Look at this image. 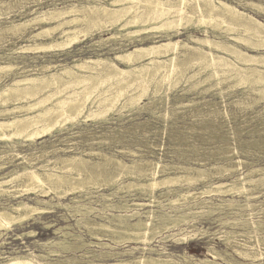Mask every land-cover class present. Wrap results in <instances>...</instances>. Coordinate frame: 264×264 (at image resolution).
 Masks as SVG:
<instances>
[{"label":"rangeland","instance_id":"rangeland-1","mask_svg":"<svg viewBox=\"0 0 264 264\" xmlns=\"http://www.w3.org/2000/svg\"><path fill=\"white\" fill-rule=\"evenodd\" d=\"M222 1L236 6L264 23V0ZM89 2L93 5L112 6V0H95V2L92 0H0V90L12 86L15 81L35 77L41 79L29 85V88L50 85V88H46V91L35 98L10 101L6 108H13L25 104V101L33 102L36 98L44 97L46 104L34 111L39 112L46 106L53 107L61 117L67 108H71L74 98L66 100L65 110H57L53 105L58 95L60 96L57 92L58 87H63L68 81L83 76L89 77V83L92 84L96 82L94 76L97 73L100 74V78H104L107 75H114L117 69L131 70L136 65L146 64L151 60L146 56L148 52L145 51L137 53L133 59L139 56L145 57L134 62L117 59L118 55L128 54L138 47L164 42L168 34L172 35L174 40L179 39L195 48L181 50L175 60L178 62H173L176 64V69L172 74L166 71L157 74L141 84L142 86L134 85L127 88L121 95H117L116 92L126 86L125 79H140L152 73L157 66L170 67L171 64L157 62L158 64L143 69L142 73L137 74L138 77L125 75L117 82L105 83L106 86L102 84V88L101 86L98 88L102 105L91 100L86 101L80 112H71L70 117L74 119L62 121L61 126L56 125L34 142L29 138L17 136L11 140L0 139V151L8 146L7 143L11 146L13 143H20L18 149L22 150L23 154H32L29 156L31 159L39 155L38 151L42 149L50 151L47 155L49 157L57 154L62 158L81 156L82 161L90 167L88 171L100 176L86 181L84 187L79 188L75 195L59 198L51 193L45 199L51 200L53 205L61 202L70 206L86 205L101 210L88 215H78L72 211L73 208L55 206L49 208L51 211L37 215V220L13 224L9 230H2L0 236V264H8L7 256H20L31 252L44 255L38 257V260L43 262L66 263L67 258L75 257L77 264H88L90 260H98L94 255L108 251L109 248L99 245L102 242L112 245L116 252H124L125 255L115 256L120 259H131L132 256L142 255L140 250H135L131 254L130 250L133 247H150L154 251L150 253L148 251L147 254L162 258L172 256L183 264H187L183 261V255L201 260L207 258L215 260L212 253L214 251H219L218 253L223 257L218 256L216 259V262L222 264L264 263V65L245 66L237 62L232 55L213 50L217 61L212 66L209 60L211 58L203 56V51H210L209 47L202 46L200 51L196 41L189 37L192 35L203 38L206 36L204 30L207 29L212 39L234 42L239 48L247 50L246 44L236 42L234 39V36L243 34L242 31L230 30L227 28L228 25L223 24L221 27L220 23L198 24L195 19L189 17L195 12L190 5L186 6V12L176 17L177 21L183 19L188 23L184 22L183 25L168 30L152 29L151 25L146 26L145 30H141L143 28L137 25L123 28L124 21L113 24L109 17H102L96 23L88 20L66 24L51 19L44 20L41 16L45 13V16L51 17L55 8L67 9L76 4V8L81 11L77 13L83 14L88 11L86 5H89ZM229 24L235 25V22L231 20ZM68 29L78 31L79 40L72 42L67 40L62 35V31ZM130 33H133L132 38ZM259 51L264 53V48ZM250 53L256 54V52ZM165 58L162 56L160 61ZM93 61L100 63L96 64ZM85 62L84 67H76ZM99 64L100 66H97ZM169 75L172 76L167 77ZM53 81L55 85L50 84ZM146 87L149 88H147L148 93L138 104L132 106L133 108L124 107L128 94H135ZM83 89V85H76L62 93L63 96L75 93L77 101L74 99L72 103L76 106L80 102V97L88 92V88ZM46 93L50 96L47 94L45 97ZM97 94H93L94 100H97ZM6 97V94H0L1 99ZM105 106L111 109L104 115H97ZM2 109L3 107L0 106V110ZM60 110L64 112L61 113ZM55 111L47 115L46 120L53 116L55 119L59 118L54 114ZM18 114L21 116L34 113L21 111ZM8 118H12V115L0 116V121ZM14 159L8 168L0 167V176L13 169L22 172L23 167L32 169L36 166L34 163L33 165L26 163L19 157ZM123 164L126 165L125 168ZM68 171L64 173L66 176L76 174L78 170ZM117 173H121V177H118ZM166 178L173 182L158 185L153 189V196L147 194L150 187H143L145 190L140 187L142 184H149L150 181L160 182ZM116 179L118 181L115 182ZM103 194L109 197L105 199ZM181 194L189 197L182 200L179 197ZM26 197L28 196L25 195ZM29 197L30 199L25 200L34 203L36 195L30 194ZM73 197H78L80 201H73L71 199ZM178 198L181 200L175 201ZM0 199V202H5L0 204V209L3 204L20 201V198L6 195H2ZM173 200L175 202L171 203ZM125 203L130 205L129 208H121ZM136 203H146L147 206L138 207ZM105 204L120 207L104 210ZM148 210H154L155 216L166 213L187 214L188 222L163 230L156 234L150 243L143 244L131 241L117 243L106 234H99L103 239L100 240L91 234V229L84 220H79L105 222L106 219L102 217L105 215L103 212L128 215L139 212L140 214L134 219L146 220V214L141 213ZM136 220L131 222L134 223ZM60 227H68L64 230L71 233L66 238L68 241L77 242L75 238L81 235L88 245L77 248V244H82L78 241L69 250L54 245L60 239H65L61 237L60 231L58 234L54 233ZM29 231L34 232L35 235H29ZM183 237L194 239L180 244L181 240L178 239ZM49 242L53 243L49 244ZM49 251H57V255H48ZM107 262L115 263V260Z\"/></svg>","mask_w":264,"mask_h":264},{"label":"bare ground","instance_id":"bare-ground-1","mask_svg":"<svg viewBox=\"0 0 264 264\" xmlns=\"http://www.w3.org/2000/svg\"><path fill=\"white\" fill-rule=\"evenodd\" d=\"M92 1L95 2V0H92ZM76 5L75 6L73 5L71 8H67V9L55 8L51 17L45 16L46 15L45 13H42L41 16L43 17L44 20L45 19H51L54 21H61V22H64L66 24H68V23L72 24V23H77L80 21H88V20L92 23H96L102 17H109L110 22L113 24H115V23L119 24V22L124 21V25H122L123 28H125L127 26H131V25H137L138 27L143 28L141 30H145L146 26L151 25L152 29H159V30H166L167 29L168 30L170 28L172 29V27H176V26H180V25L184 24L185 20L180 19L177 21L176 17L178 16V14H183L184 12H186L187 11L186 6L190 5L195 10V12H194V15L189 14L190 15L189 17L195 19V21L198 22V24L199 23L200 24L201 23H203V24H205V23H208V24L220 23L221 25L222 24L226 25V26L228 25L227 28L230 30H240L243 33L241 35L234 36V39L236 40V42L246 44L248 47L247 50L239 48V46L234 42H226L223 40L218 41V40L212 39L208 35L207 29L204 30V32L206 33V36L203 38H200V37L196 38V37H193L192 35H189V37L192 38L194 41H196V43L199 45L200 51H202L201 50L202 46L209 47L210 51L209 52L203 51L204 52L203 56L204 57L209 56L211 58V59H209V58L208 59L211 60L212 66L217 61L216 58L214 57L213 50L226 52V53L232 55L233 57H235V60L237 62H241L245 66H253V65H258V64L264 65V53L261 51L258 52L259 49L264 48V23L261 22L260 20H258L256 17H254V16H252V15H250L244 11L239 10L236 6H234L230 3H227L225 1H222V0H217V1L216 0H112V2H111L112 6L111 7H108L107 5H105V6L100 5V4L93 5L92 3H90L89 5H86V6H88V11L84 12L83 14L77 13V12H81V11H79L76 8ZM67 18H70V19H67ZM180 18H182V17L180 16ZM231 20L235 22V25L229 24V22L231 23ZM64 23H62V24L64 25ZM185 23H188V22H185ZM223 25L221 27H223ZM60 27H61V25H60ZM184 27H186V25ZM71 28H73V27H71ZM223 31H224V29H223ZM237 32H239V31H237ZM130 34H131V38H132L133 33H130ZM62 35L64 37H66L67 40H70V42L79 40L78 31H76V30H74V31H72V29L64 30V31H62ZM152 36H153V34H152ZM117 37H119V36H117ZM150 38H152V37H150ZM106 39H108V38H106ZM140 40H142V39H140ZM70 42H69V44H70ZM191 48H195V47L189 45L188 43L182 42L179 39L174 40L173 36L168 34L167 39L164 42H158L157 44H152L148 47H138V48H135V50L133 52H130V53L125 54V55H118L117 56V59H120V60L128 59V62H134V61L142 60L143 57H145V56H142V57L139 56L136 59H133V57H135V55L137 53H139V52L142 53L145 51V52H148V55H146V56L149 57V59H151L146 64L140 63V65L139 64L136 65L135 68H133L131 70H126V69L125 70H118L117 69V71L114 75H107L104 78H100L99 77L100 74L97 73L95 76L92 75V76L96 77V82H94L92 84L89 83V80H88L89 77L83 76L82 78H78L75 80L68 81L66 84H64L63 87L54 86V87H58L57 92L60 94V96L58 95V98L56 99V102L54 103L55 105H53L54 107L57 108V110L58 109H64L65 110L66 100H68L70 98H74V99L76 98L77 99V95L75 93H73V94L70 93V94H66L63 96L62 92L64 90H66L70 87L76 86V85L77 86L83 85L84 89L88 88V92L86 91L87 93H85L84 96H81L80 100L78 99L80 102L79 103L76 102V103H78V105L75 103L76 106L75 105L73 106V103H72L74 101V99H73V101L71 102L73 107L70 105L71 108L70 109L67 108L68 110L66 109L65 112H64V110L63 111L60 110L61 113L64 112V114L61 117H59V115H61V114L58 113L59 114L58 115L57 114L58 111L56 112L53 107H47L46 106V107L42 108L39 112L34 111L36 108H38V107L40 108V106H43L44 104H46V103H44V101H45L44 97L43 98H36L33 100V102L25 101L26 102L25 104L17 105L13 108H6L7 104L10 101L27 100L30 98H35L37 95H39L43 91H46V88H50V85L44 86V87H41V86L36 87L35 86L34 88L33 87L29 88V85H31L35 81L41 79L40 77L29 78V79L26 78L23 80L15 81V83L12 86H10L6 89L0 90V94L4 93L7 96L6 98H2V99L0 98V106L3 107V109L0 110V116L12 115V118H8L4 121H0V139L11 140L13 137L16 138V136H17V137H26L27 139L29 138L31 141L34 142L36 139L42 138V136L44 134L51 131L52 128L55 127L56 125L61 126L64 121H66L68 119H70V120L74 119V117L73 118H72V116L70 117L71 112H80V110H82V107L86 101L91 100L94 103H97L98 105L100 103H102V99L99 98V95H100L99 92L100 91H98V90H100L98 88L102 84L104 85L105 83L110 84L113 82H117V80H121V78L125 75L127 77H129V76L131 77L132 75L136 76L138 73H140V72L142 73L143 69H145L146 67H149L150 65H155L157 62L158 63L165 62V64H166V62H169L171 64V65L168 64V65H170V67L169 66H167V67L166 66H164V67H158L157 66L156 69L154 68L155 70L152 73L147 72L148 74L142 76L140 79H132V80L125 79L124 81H126V86L122 87L121 89H118L116 92L117 95H121L124 91L127 90V88L134 86V85H141V84L143 85V83H145L150 77L156 76L157 74L159 75L160 73L165 72V71L168 72L169 74L170 73L172 74L176 69V64H174L173 62H175L177 55L181 52V50L191 49ZM250 52H256V54H251ZM197 54H199V53H197ZM162 56H164V58L165 57L166 58H165V60L160 61V58H162ZM219 60H221V59H219ZM86 62L83 64H78V65H76V67H78V68L84 67ZM125 62H126V60H125ZM176 62H178V61H176ZM182 62H184V61H182ZM93 63L97 64V63H100V61H95V62L93 61ZM180 63H181V61H180ZM161 65L163 66V64H161ZM46 66H48V65H46ZM97 66H100V64ZM192 66H193V64H192ZM202 66H204V65H202ZM210 68H212V67H209V69ZM214 68H215V66H214ZM221 68H222V66H221ZM246 68H248V67H246ZM79 70H81V69H79ZM83 70H85V69H83ZM244 70H247V69H244ZM249 70H247V71H249ZM259 71H260V69H259ZM210 74H212V73H210ZM253 74L255 75L256 72ZM257 74H259V73H257ZM138 75H137V77H138ZM242 75H244V73ZM170 76H172V75H169L167 77H170ZM191 78H192V76H191ZM233 78H235V77H233ZM239 78L241 79V77H239ZM175 79H177V77ZM204 79H206V78H204ZM214 79H215V77H214ZM245 79H247V77ZM160 80L162 81V79H160ZM208 80H209V78H208ZM166 82H164V83H166ZM172 82H173V80H172ZM50 84L55 85L56 83L53 81V83H50ZM253 84H255V83H253ZM105 86H106V84H105ZM51 87H53V86H51ZM101 88H102V86H101ZM147 88L148 87L142 88V89H140L139 92H137L135 94H128V97L126 98V101L124 103L125 104L124 107H132V106L138 104V102L145 95H147L148 89H149V88L148 89ZM50 92H48V93H50ZM48 93H46L45 97L47 96ZM94 93H98L97 94L98 97H96L97 100H94L95 98L93 99ZM50 94H48V95L50 96ZM53 94H55V93H53ZM82 95H83V93H82ZM104 95H105V93H104ZM51 97H53V96H51ZM115 102L116 101H114V103ZM107 103L109 104V102H107ZM91 104H92V102H91ZM100 105H102V104H100ZM110 109L111 108L109 106H105L101 109V111H100L101 113H98L97 115H99V114L104 115ZM21 111H28V113H29V111L30 112L33 111L34 114H26V115L24 114L21 116H19V114L17 115V113L21 112ZM53 111L56 112L54 114L56 116L58 115L59 118L55 119L53 116L54 114H53L52 115L53 119L51 117H48L50 119L46 120V116L50 115V113ZM7 144H8V146L4 147L3 150L0 151V167L1 168H4V169L8 168V165L14 162L15 157H19L23 161H25L26 163L28 162L31 165H33V163H34V164H36V166H33L32 169H28L26 167H23L24 170L22 172L18 169H13V170H10V171H8V172H6L0 176V198L2 197V195L20 198V201H18L17 203H14V204L6 203V204L2 205V208L0 209V236L2 235V230H4V229L9 230L13 224H15V223L22 224L23 222H27V221H31V220H37L38 219L37 215L47 213V212L51 211L49 208L52 209L55 206H61V207L67 208V209L73 208L72 211L77 213L78 215H88L91 213H95L97 211H101L97 208H93L91 206H86V205L70 206L68 204H64L61 202H59L56 205L55 204L53 205V203H51V200L45 199V197L50 196L51 193H54L59 198H66V197H69L70 195H75L79 188L81 189L82 187H84V183L86 181H90V180L96 178L97 176H100L99 174L95 175L93 172L88 171L90 167L82 161L81 156H68L67 158H62L60 155L57 154V156L54 155L53 157H49L47 155L50 153V151H48L46 149H42V150L38 151L39 155H37L35 158L31 159V158H29V156L32 154H23V151L18 149V146L20 145V143H13L12 146L9 143H7ZM55 151L56 150H54V152ZM35 161H37V162H35ZM62 163H66V164L61 165ZM123 166H124V168L126 167L125 164H123ZM114 168H116V167H114ZM114 168H112V170H115ZM73 169L78 170L76 174H70L67 176L64 174V173H66L65 172L66 170L68 171V170H73ZM200 170L201 169H199V171ZM91 171H92V169H91ZM141 173H143V172L141 171ZM117 176L121 177V173H117ZM260 179H262V178H260ZM116 181H118V179H116L115 182ZM172 182L173 181H171L169 178H166L160 182H157V180H153V181H150L149 184L140 185V187H142L143 190H145L143 187H146V186L150 187V189L147 191V194L153 196V189H155L158 185L168 184V183H172ZM78 183H80V184H78ZM241 185H242V183H241ZM126 186H128V185H126ZM93 188H95V187H93ZM225 188H227V187H225ZM134 190H136V189H134ZM244 190H245V188H244ZM221 193H223V192H221ZM30 194L36 195V197L34 198V200H35L34 203H30V202L25 200V199H30V197H29ZM203 194H205V193H203ZM25 195H27L28 197L25 198ZM102 196L105 199H107L109 197V196L104 195V194ZM192 196H193V194H192ZM179 197L181 199L182 198L186 199L189 196L186 194H181V195H179ZM180 198H178L175 201L181 200ZM71 199L73 201H77V202L80 201L78 199V197H73ZM0 201H1V199H0ZM4 201H7V200H4ZM175 201L173 200L171 203H174ZM1 203H5V202H0V204ZM135 205L138 207L147 206L146 203H136ZM129 206H128V203L127 204L125 203V205L121 206V208L127 209V208H129ZM118 207H120V206H116L113 204H105L104 210L106 208L107 209H110V208L116 209ZM103 213L105 215L102 217L106 219L105 222H96L94 220H92V222H90L91 220H87V219H79V220L85 221V224H87V226H89V228L91 229V234H93V236L100 238L99 234L100 235L106 234L107 236H110L111 239L117 243H123V242L131 241V242H141L143 244H147V243H150V241L152 240V238L156 234L161 233L163 230L175 228L179 224H184V223L188 222L187 214L169 215L166 213V214H162L159 216H155L154 210H148L144 213H141V214H146V217H147L146 220H143L142 218H139V219L135 218L134 219L135 216L137 217V215L140 214L139 212H135V213L130 214V215L118 214V213H114V212H109V213L103 212ZM132 220H136V222L132 223L131 222ZM47 227L50 228L51 226H47ZM67 228L68 227H60V228H57V230H55L54 233L58 234L60 231L61 237H64L65 239H63V240L60 239L59 241L55 242L54 245L60 246V248L67 249V250H69L72 246H74V244H77L78 241H81L82 244H80V245L77 244V246L75 245L77 248L88 245L87 243H85L83 241V238L81 235H78V236L77 235H71V236H77L75 238L77 240V242L68 241L66 238H68V235H70L71 233L68 231H66V232L64 231ZM29 235L32 236V235H35V233L31 231L29 233ZM247 236H249V235H247ZM190 239L193 240L194 238L183 237V238H180L178 240H181L180 244H185L186 242L190 241ZM257 239H259V238L257 237ZM100 240H103V239L100 238ZM52 243L49 242V244H52ZM99 245L104 247V248H107V249L109 248L108 251H106L105 253L102 252V254H99V255H94V256L98 257V260H95V259L90 260L87 262L88 264H183L181 261L174 259L172 256L162 258L161 256L156 257V256H153L152 254H147L148 251H149V253L154 251V249L150 248V247H141V248H134L133 247V249L130 250L131 254H133L135 250H140L142 252V255L139 257L132 256L133 258H131V259H120L119 257L116 258L115 256L125 255L124 252L119 253V252L114 251V247L112 245L106 243V242H102ZM56 252L57 251H49L48 255H54L55 256V255H57ZM218 252H215V251L212 252L215 256V260H212V259L210 260L208 258L201 260V259H196L193 256L183 255V261H185L187 264H222L220 262H216V259L218 256L223 258L221 256V254H219ZM83 255H86V254H83ZM43 256L44 255H37L34 252H31V253H28L25 255H20V256L19 255L7 256L6 262H8V264H77V260L75 257L67 258L66 263H63V262L49 263V262H43V261L38 260V257L41 258ZM86 256L91 257L89 255H86ZM112 259L115 260V263L107 262L108 260H112ZM261 264H264V263H261Z\"/></svg>","mask_w":264,"mask_h":264}]
</instances>
